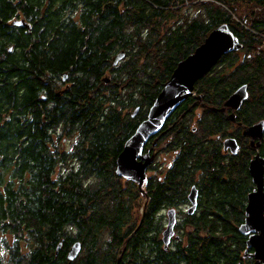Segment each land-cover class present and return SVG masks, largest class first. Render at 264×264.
<instances>
[{
  "label": "trees",
  "instance_id": "obj_1",
  "mask_svg": "<svg viewBox=\"0 0 264 264\" xmlns=\"http://www.w3.org/2000/svg\"><path fill=\"white\" fill-rule=\"evenodd\" d=\"M20 13L33 18L30 29L11 23ZM224 23L242 48L197 81L195 96L151 139L145 152L165 161L148 168L155 174L142 192L116 174L117 158L178 64ZM243 86L240 108L223 112ZM261 121L264 0H0V233L8 262L255 264L243 259L251 250L239 227L264 137L257 150L243 131ZM67 134L76 139L71 151L62 148ZM229 138L237 154L225 152ZM193 187L199 200L190 214ZM172 208L182 215L180 237L165 249L162 211ZM75 241L83 249L69 263Z\"/></svg>",
  "mask_w": 264,
  "mask_h": 264
},
{
  "label": "water",
  "instance_id": "obj_2",
  "mask_svg": "<svg viewBox=\"0 0 264 264\" xmlns=\"http://www.w3.org/2000/svg\"><path fill=\"white\" fill-rule=\"evenodd\" d=\"M14 24L20 25L21 23ZM241 48L242 44L238 37L231 31L229 25L224 23L214 29L194 53L178 64L150 108L147 119L139 125L119 154L116 169L118 176L134 181L138 184L139 189L143 191L147 169L155 161V155L151 151L145 152L146 146L152 138L160 134L173 113L188 98L195 96L196 82L208 74L224 55L238 51ZM123 58L124 52L115 56L113 66H116ZM64 78H66V74ZM247 96V86L239 88L227 100L222 111L225 112L226 108L238 110ZM138 111L139 109L134 112L133 116ZM229 119L234 122L235 114L229 115ZM243 134L251 137V145L258 149L264 137V121L245 128ZM223 145L225 152L230 150L232 154H237L238 143L235 139H226ZM153 146H156V142L153 143ZM249 171L256 187L248 195L246 217L244 223L239 227V231L242 235L248 237V249H254L251 256L255 259V264H264V157L260 156L259 153L251 160ZM197 199L198 191L193 187L189 194V201L192 204L189 213L196 210ZM168 216L169 222L163 238L165 249H168V245L175 235V210L169 211ZM61 246L62 243L58 245L57 253ZM80 251L81 244L76 243L69 252L68 260L73 261Z\"/></svg>",
  "mask_w": 264,
  "mask_h": 264
},
{
  "label": "flooded vegetation",
  "instance_id": "obj_3",
  "mask_svg": "<svg viewBox=\"0 0 264 264\" xmlns=\"http://www.w3.org/2000/svg\"><path fill=\"white\" fill-rule=\"evenodd\" d=\"M32 21H33V18L32 17H28L27 15H25V14H23V13H20V14H18V16L16 17V18H14V20L13 21H11V23L13 24V25H15L16 27H19V28H24V29H26V30H28V29H30L31 27V24H32ZM21 23L20 25L19 24H14V23ZM65 76V75H64ZM67 75H66V78H64L63 80H64V82H66L67 81ZM62 91V90H61ZM244 132V131H243ZM245 136H247V135H245ZM249 137V136H248ZM65 137H63V139H62V141L64 142L65 141V139H64ZM250 138V137H249ZM250 141H251V138H250ZM257 142V140L255 141V143ZM261 146V145H260ZM147 147V146H146ZM146 149V148H145ZM259 149V148H258ZM257 149V150H258ZM148 151H150V150H148ZM147 151V152H148ZM255 157V156H254ZM253 157V158H254ZM153 165V164H152ZM149 168V167H148ZM149 169H147V172H146V182H147V173L148 172H150V171H148ZM146 182H145V184H146ZM144 184V185H145ZM144 187V186H143ZM256 187V186H255ZM255 189V188H254ZM197 190V189H196ZM143 192V191H142ZM198 200H199V194H198V199H197V207H198ZM189 203H190V201H189ZM191 206H192V204L190 203L188 206H186L187 207V212H189V209L191 208ZM197 209V208H196ZM167 212V216H164V214H162L163 215V218H162V221L163 220H165V224L163 225V231H162V241H163V238H164V232H165V230H166V228H167V226H168V222H169V216H168V212L169 211H171V210H175V212H176V224H175V227H176V225H177V221H178V216H179V209H177V208H172V209H165ZM165 210H163L162 212H164ZM196 210H194L192 213H190V214H193L194 212H195ZM178 215V216H177ZM178 217V218H177ZM165 218V219H164ZM175 227H174V230H175ZM179 235H177L176 234V230H175V235H174V237L171 239V241H170V243H169V245H168V247L169 246H171V244H173L174 243V241H177V240H179ZM247 241H248V237H247ZM11 242H13V240L11 241ZM76 243H80L81 244V242L80 241H75L71 246H70V248H69V250H68V253L66 254V260L70 263V262H72V261H69L68 260V256H69V252H70V250H71V248L76 244ZM163 243H164V241H163ZM164 248H165V244H164ZM82 244H81V251H80V253L78 254V256L81 254V252H82ZM8 251L6 252V255H8V256H6V257H8L7 259H8V261H10L11 259H12V256H11V254H10V250H9V247H8V249H7ZM252 252H251V251ZM21 252H22V254H29V250L26 248L25 249V247H23V248H21V250H20ZM248 251H250V252H245L244 253V256H243V259H248V260H253V261H255V259L251 256V254H253L254 253V249H248ZM78 256L74 259V260H76L77 258H78ZM10 259V260H9ZM73 260V261H74ZM0 264H10L9 262H5V263H0Z\"/></svg>",
  "mask_w": 264,
  "mask_h": 264
},
{
  "label": "rangeland",
  "instance_id": "obj_4",
  "mask_svg": "<svg viewBox=\"0 0 264 264\" xmlns=\"http://www.w3.org/2000/svg\"><path fill=\"white\" fill-rule=\"evenodd\" d=\"M246 9H243V10H241V11H245ZM247 11L248 10H246V12L245 13H247ZM245 130V129H244ZM63 137H65L64 139H65V141L63 142L62 141V143H63V150H65V151H71V149L73 148V146H74V143H75V137H74V134L73 135H69V134H67V135H63ZM251 138V137H250ZM63 139V138H62ZM251 141H252V138H251ZM151 151V150H150ZM155 155V161H154V163L156 164L157 163V161L159 162L160 161V164L162 165V163H164V161H165V159L164 158H162V155L161 156H157L156 154H154ZM155 171H153V170H151L150 172H148L147 173V177H150V176H152V175H154L155 173H154ZM144 201H143V199H141L140 200V205H137V207H135L134 208V215H133V217H134V220L136 219L137 220V222H139L140 220H141V217H142V214H143V212H144ZM184 210L186 211L187 210V207L186 208H184ZM167 211L165 210L164 212H162L163 214H164V216H167V213H166ZM178 216V215H177ZM180 216H182V215H180L179 214V218H178V220L180 219ZM165 219V218H164ZM177 223H178V221H177ZM179 232H177L176 234H178ZM4 238H5V235L4 234H1L0 233V263H5V262H8V255H6V252L8 251L7 249H8V246L5 244V242H4ZM8 237L6 236V239H7ZM6 256H8V257H6ZM10 260V259H9Z\"/></svg>",
  "mask_w": 264,
  "mask_h": 264
}]
</instances>
